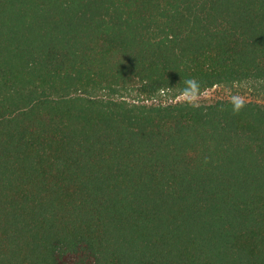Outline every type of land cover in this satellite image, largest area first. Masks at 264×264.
<instances>
[{
    "label": "trees",
    "instance_id": "trees-1",
    "mask_svg": "<svg viewBox=\"0 0 264 264\" xmlns=\"http://www.w3.org/2000/svg\"><path fill=\"white\" fill-rule=\"evenodd\" d=\"M251 82L264 0H0V264H264Z\"/></svg>",
    "mask_w": 264,
    "mask_h": 264
},
{
    "label": "rangeland",
    "instance_id": "rangeland-1",
    "mask_svg": "<svg viewBox=\"0 0 264 264\" xmlns=\"http://www.w3.org/2000/svg\"><path fill=\"white\" fill-rule=\"evenodd\" d=\"M238 97L246 100L258 101L264 104V82H251L246 84H235L232 86L217 85L200 94L184 93L179 95L175 101L191 100L193 102L212 101L217 98ZM170 95H164L158 101L169 102Z\"/></svg>",
    "mask_w": 264,
    "mask_h": 264
}]
</instances>
